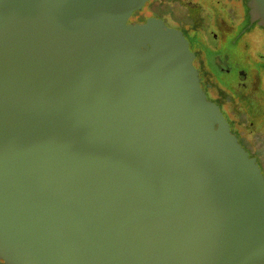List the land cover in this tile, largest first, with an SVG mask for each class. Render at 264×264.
I'll return each mask as SVG.
<instances>
[{"label": "water", "instance_id": "95a60500", "mask_svg": "<svg viewBox=\"0 0 264 264\" xmlns=\"http://www.w3.org/2000/svg\"><path fill=\"white\" fill-rule=\"evenodd\" d=\"M145 1L0 0V263L264 264L260 167Z\"/></svg>", "mask_w": 264, "mask_h": 264}, {"label": "flooded vegetation", "instance_id": "af4514ba", "mask_svg": "<svg viewBox=\"0 0 264 264\" xmlns=\"http://www.w3.org/2000/svg\"><path fill=\"white\" fill-rule=\"evenodd\" d=\"M177 3L178 21L170 26L186 38L206 99L217 104L243 147L244 130L264 134V27L249 22L246 0Z\"/></svg>", "mask_w": 264, "mask_h": 264}, {"label": "rangeland", "instance_id": "374dc122", "mask_svg": "<svg viewBox=\"0 0 264 264\" xmlns=\"http://www.w3.org/2000/svg\"><path fill=\"white\" fill-rule=\"evenodd\" d=\"M171 1L173 2L171 3ZM177 1L179 0H146L139 9L132 11L129 16V20L141 21L147 16H158L162 18V20L167 25H171L172 23L178 21L176 15L179 14L175 10L172 11L173 7L178 6ZM230 124L232 126V121ZM241 138H243L241 139V143L244 149L256 159V162L258 163L259 167H261V173L262 175H264V134L252 135V133H247L244 130V133L241 135Z\"/></svg>", "mask_w": 264, "mask_h": 264}, {"label": "trees", "instance_id": "16d2710c", "mask_svg": "<svg viewBox=\"0 0 264 264\" xmlns=\"http://www.w3.org/2000/svg\"><path fill=\"white\" fill-rule=\"evenodd\" d=\"M173 1H171V3H172ZM144 20V18L141 20V21H143Z\"/></svg>", "mask_w": 264, "mask_h": 264}]
</instances>
